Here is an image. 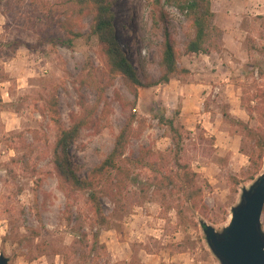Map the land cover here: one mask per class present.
Wrapping results in <instances>:
<instances>
[{
    "label": "rangeland",
    "instance_id": "obj_1",
    "mask_svg": "<svg viewBox=\"0 0 264 264\" xmlns=\"http://www.w3.org/2000/svg\"><path fill=\"white\" fill-rule=\"evenodd\" d=\"M70 4V0H0V254L8 258V264H66V256L74 262L78 254L71 248L75 238L71 226L81 212L86 224L83 231L89 233L90 264L93 260L100 264H219L205 242L200 222L221 230L241 189L256 178H246L247 153L253 143L236 120L258 126L256 114L250 117L241 105V96L247 90L248 95L255 93L257 84L264 86V76L259 77L256 69L251 73L258 63L264 65L262 20L258 18L264 16V0H212L213 23L223 31V46L209 55L184 54L187 25L175 6L163 5L164 19L160 20L145 0H113L116 37L136 69L152 78L159 76V47L167 21L180 53L178 66L189 71L167 84L139 89L136 111L147 127L132 139L127 153L136 155L143 146L169 149V132L159 118L179 112L187 131L183 159L198 173L206 211L194 214L197 227L182 223L174 209L162 208L160 195L153 189L143 191L150 173L140 171L123 211H115L102 198L109 226L101 230L96 242L91 239L95 228L89 227L83 196L73 205L72 224L66 223V198L51 164L55 131L49 117L40 113L44 97L56 88L61 119L68 125L70 114L79 111L76 88L90 69L88 62L95 69L103 68L96 40L88 34L89 17L83 21V36L74 40L72 48L55 43L56 20ZM115 91L133 99L117 77L106 91L109 111L99 109L97 129H82L69 148L81 176L111 150L125 121L126 112ZM80 93L89 104L96 99L88 86L81 87ZM241 111L245 119L239 118ZM231 176L241 180L236 193L230 190ZM261 224L264 230V208Z\"/></svg>",
    "mask_w": 264,
    "mask_h": 264
},
{
    "label": "trees",
    "instance_id": "obj_2",
    "mask_svg": "<svg viewBox=\"0 0 264 264\" xmlns=\"http://www.w3.org/2000/svg\"><path fill=\"white\" fill-rule=\"evenodd\" d=\"M157 12L160 20L164 19L163 5L175 6L184 16L187 25V39L184 43V54H207L218 51L223 46L221 28L213 23L215 12L212 0H145ZM71 4L58 17L56 26L59 31L55 43L72 48L74 40L83 36L82 28L85 18H90L88 34L95 38L98 55L103 68L95 69L90 62L85 74L79 79V111L70 114V121L65 125L59 110V96L56 88L50 91L43 100L42 116H48L55 131V138L51 145V164L53 174L57 179L59 190L66 198L65 220L68 225L73 221V205L79 196L85 198L90 216L89 227L95 231L91 239L95 242L103 228H108L109 219L104 213L102 198H107L115 211H123L129 201L131 183L137 181L140 171L150 173L149 179L143 184L144 190L153 189L160 195V203L164 210L174 209L181 222L197 227L194 214H205L206 205L202 197V186L198 182V173L190 163L183 159L185 127L179 121V112L172 117H160L169 132L172 146L165 151H158L152 146L140 147L137 154L127 153L133 138L139 137L146 129L145 119L139 117L136 111L137 98L140 88L167 84L174 77H183L188 70L178 66L180 57L176 42L164 24V38L159 47L160 74L157 78L148 76L143 69H136L129 61L122 46L119 44L114 24L113 0H70ZM261 19V38L264 40V16ZM264 49V44L262 46ZM258 76H264V65L253 67ZM120 77L127 90L133 95L127 100L115 91V98L119 102L126 118L123 125L114 136L111 150L95 164L85 176L78 173V167L71 159L69 148L77 140L80 131L85 128L97 129V115L100 107L102 113L109 111V102L106 91L114 85L115 79ZM88 86L96 93V99L89 104L80 93V88ZM257 84L255 93L248 95L246 91L241 96V105L250 117L255 113L258 121L257 127H251L240 119L236 123L242 129L243 135L252 141L251 152L247 153L249 167L246 178L253 180L262 171L264 158V86ZM224 116L233 122L230 114ZM202 138V137H201ZM231 193H236L241 180L237 176L230 177ZM41 181L39 179L37 182ZM188 214L191 216L189 217ZM83 215L77 212L76 223L71 226L74 235L71 248L78 254L76 260L70 261L65 257L66 264L88 263V232L83 231ZM78 236V238H77ZM78 248V249H77ZM72 262V263H71ZM91 264H100L92 261ZM120 264H127L125 261ZM160 264H175L161 262Z\"/></svg>",
    "mask_w": 264,
    "mask_h": 264
},
{
    "label": "water",
    "instance_id": "obj_3",
    "mask_svg": "<svg viewBox=\"0 0 264 264\" xmlns=\"http://www.w3.org/2000/svg\"><path fill=\"white\" fill-rule=\"evenodd\" d=\"M264 170L248 187H243L236 204L230 208L228 222L217 230L200 222L205 242L219 264H264ZM0 264H8L1 253Z\"/></svg>",
    "mask_w": 264,
    "mask_h": 264
},
{
    "label": "crops",
    "instance_id": "obj_4",
    "mask_svg": "<svg viewBox=\"0 0 264 264\" xmlns=\"http://www.w3.org/2000/svg\"><path fill=\"white\" fill-rule=\"evenodd\" d=\"M241 112H242V111H241ZM244 116H245V115H244L243 112H242L241 115L239 116V118H241V119H245ZM112 255H113L114 257L116 256L114 252L112 253Z\"/></svg>",
    "mask_w": 264,
    "mask_h": 264
}]
</instances>
